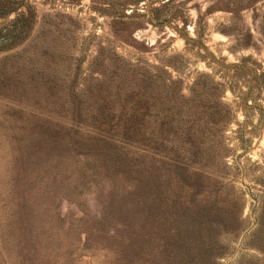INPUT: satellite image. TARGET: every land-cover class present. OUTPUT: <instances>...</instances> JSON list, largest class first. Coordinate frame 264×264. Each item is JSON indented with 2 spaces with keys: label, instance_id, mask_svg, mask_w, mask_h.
Listing matches in <instances>:
<instances>
[{
  "label": "rangeland",
  "instance_id": "rangeland-1",
  "mask_svg": "<svg viewBox=\"0 0 264 264\" xmlns=\"http://www.w3.org/2000/svg\"><path fill=\"white\" fill-rule=\"evenodd\" d=\"M18 1L0 197L26 189L27 233L0 264H264V0Z\"/></svg>",
  "mask_w": 264,
  "mask_h": 264
},
{
  "label": "trees",
  "instance_id": "trees-1",
  "mask_svg": "<svg viewBox=\"0 0 264 264\" xmlns=\"http://www.w3.org/2000/svg\"><path fill=\"white\" fill-rule=\"evenodd\" d=\"M22 6V1L0 0V17H5V15H8L11 12H15L17 14V21H19V19L23 17L21 15L24 13L21 10ZM43 135H45V133L41 131V127L32 125H22L18 127H13V129H11L10 144L11 146H14V149L17 151V154L20 155L19 148L22 146V144H27L31 142V140L36 139L37 136L42 137ZM83 154L84 156H87V153ZM14 170L16 169L8 171V175L11 179L10 181H12L13 184L18 179V174L14 172ZM20 192L24 193L26 192V189L17 192V188L14 186L7 192V195L9 196L8 202H4V198L0 197V208L5 211V214L3 215L2 219H0V225L2 223L0 227V255L3 254L4 250L10 248V246L12 245L11 235H15L17 233L21 236L23 233H27L25 230H22L20 229L21 227H19L23 224H26V222L24 221L25 211H23V204L26 201L23 195L18 194ZM13 230H16L17 232L15 233ZM22 242L23 239L19 243Z\"/></svg>",
  "mask_w": 264,
  "mask_h": 264
},
{
  "label": "water",
  "instance_id": "water-1",
  "mask_svg": "<svg viewBox=\"0 0 264 264\" xmlns=\"http://www.w3.org/2000/svg\"><path fill=\"white\" fill-rule=\"evenodd\" d=\"M152 1H153V0H149V2H148V6H149V4H150ZM148 14H149V16L151 17L152 20H155V21H156V19L153 18L152 15L150 14L149 9H148ZM158 21H160V20H158Z\"/></svg>",
  "mask_w": 264,
  "mask_h": 264
}]
</instances>
